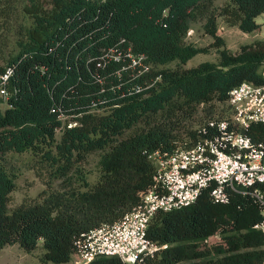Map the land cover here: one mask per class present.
<instances>
[{"label":"trees","instance_id":"1","mask_svg":"<svg viewBox=\"0 0 264 264\" xmlns=\"http://www.w3.org/2000/svg\"><path fill=\"white\" fill-rule=\"evenodd\" d=\"M212 2L0 0V87L7 93L0 106V250L18 243L31 251L41 240V260H71L81 232L140 202L153 181L149 153L191 146L209 120L230 119L231 87L264 83V37L231 51L217 34L218 17L244 32L259 29L264 0ZM198 17L218 58L183 67L206 50L185 40ZM173 60L176 67L160 66ZM200 103L208 105L206 116L181 131L179 114ZM240 130L264 140L262 122ZM7 151L31 152L49 185L73 172L80 185L43 189L9 207L15 182ZM94 151L100 173L91 182L79 164ZM259 219L251 194L231 190L222 202L204 188L192 203L151 217L147 234L158 247L148 264H264V233L253 227ZM210 235L217 238L207 241ZM86 264L125 263L110 255Z\"/></svg>","mask_w":264,"mask_h":264},{"label":"built area","instance_id":"2","mask_svg":"<svg viewBox=\"0 0 264 264\" xmlns=\"http://www.w3.org/2000/svg\"><path fill=\"white\" fill-rule=\"evenodd\" d=\"M118 58V56H115ZM139 58L134 62L140 63ZM10 70L2 74L5 81ZM264 76V65L261 66ZM0 91L6 97L4 87ZM230 119H211L203 136L189 147L154 150L152 184L140 192V202L119 219L81 232L72 259L86 264L99 256H118L125 264H148L157 249L148 236L151 217L192 203L204 188L213 198L227 201L231 190L249 193L257 201L260 219L253 227L264 233V140L240 130L252 122L264 123V83L243 80L230 88ZM210 235L206 240H213Z\"/></svg>","mask_w":264,"mask_h":264},{"label":"rangeland","instance_id":"3","mask_svg":"<svg viewBox=\"0 0 264 264\" xmlns=\"http://www.w3.org/2000/svg\"><path fill=\"white\" fill-rule=\"evenodd\" d=\"M224 0H213V5H219ZM20 21V19H18ZM256 21L260 23L259 29L253 32H244L236 25L226 24L220 17L217 19V34L223 38V44L231 51L239 49L241 43L252 40L254 37H264V10L256 16ZM205 19L200 17L194 18L191 21L189 31L185 36V40L193 42L196 45L204 46L205 51L195 54L187 62L183 63V67L195 65L202 60L216 61L218 58L217 46L212 45L214 37L205 31L203 23ZM178 65L176 60L169 63L162 64V66L176 67ZM0 106L3 108L6 106L5 96L0 91ZM208 105L198 104L192 113L182 112L179 114L178 124L181 131H184L185 127H193L206 116V109ZM216 104L214 105L215 108ZM213 108V110H214ZM220 108L217 103L216 109ZM177 115L175 113L170 117L171 120H176ZM100 151H94L87 154L85 160L79 164L81 173L91 182L95 181L100 173ZM4 162L14 176L15 187L11 191V198L9 201V207H13L24 198L34 199L38 197L39 193L43 189H53L58 191H65L72 187L80 185L81 180L78 178L77 172H73L68 179H56L49 185L47 182V172L37 170L33 167L34 161L31 152H16L7 151L3 155ZM213 240L216 236L212 237ZM43 248L41 246V240L38 246L31 251L24 250L18 243H11L4 245L0 250V264H75L74 260L67 262H51L41 260Z\"/></svg>","mask_w":264,"mask_h":264}]
</instances>
